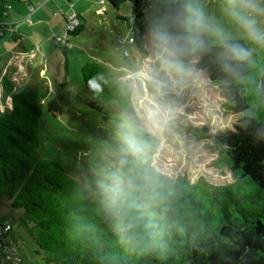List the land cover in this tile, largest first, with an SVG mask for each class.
Segmentation results:
<instances>
[{"label": "trees", "instance_id": "trees-1", "mask_svg": "<svg viewBox=\"0 0 264 264\" xmlns=\"http://www.w3.org/2000/svg\"><path fill=\"white\" fill-rule=\"evenodd\" d=\"M133 1L107 0L116 10L123 5L137 10ZM9 6L0 0V40L10 32L20 42L16 25L6 21ZM200 7L201 0H172L141 13L149 24L141 47L154 59L174 57L191 69L207 109H201L200 124L187 128L211 141L216 167L228 168L235 178L230 184L174 177L150 166L130 179L125 194L95 199L78 177L41 153L39 126L49 89L16 91L10 73L0 67V95L6 99L0 109V200L23 212L19 224L46 264H264V53L233 40L250 55L240 62L228 59L199 26ZM118 17L129 29V15ZM83 30L80 25L73 35ZM82 77L94 97L134 113L131 90L101 63L85 64ZM218 111L223 118L214 124ZM227 119L229 124L222 122ZM105 202L119 213H109ZM5 221L24 264L13 237L15 220L0 222V228Z\"/></svg>", "mask_w": 264, "mask_h": 264}, {"label": "rangeland", "instance_id": "rangeland-1", "mask_svg": "<svg viewBox=\"0 0 264 264\" xmlns=\"http://www.w3.org/2000/svg\"><path fill=\"white\" fill-rule=\"evenodd\" d=\"M5 1L11 5L6 21L16 25L22 41H13L10 32L3 35L0 67L5 72L14 58L7 70L16 91L35 86L49 89L39 126L41 153L78 177L95 199H105L108 193L113 199L125 194L130 179L148 172L150 166L174 177L196 180L204 176L215 184L235 181L228 168L216 167L211 141L197 139L187 128L200 124L202 110L207 109L189 66L174 57L154 59L143 51L141 35L149 24L142 18L138 41L129 48L131 55H123L125 47L119 41L127 37L128 27L118 15L135 13L131 6L116 10L107 0H31L30 6L29 0ZM159 1L158 5L172 0ZM138 2L141 5L133 1L135 6ZM233 2L201 0L198 13L229 32L232 40L250 43L229 14ZM31 7L36 11L32 13ZM72 15L83 32L70 33L67 44L56 42L57 37L64 38L66 19L71 21ZM198 24L209 44L219 46L218 37ZM21 45L28 52L39 47L40 56H25ZM251 45L257 54L264 53V47ZM92 61L129 87L134 113L127 114L118 103L98 99L86 89L82 68ZM5 101L0 95V109L6 107ZM218 113L214 124L223 118ZM106 206L109 213L120 211L111 202ZM22 215L9 200H0V222L15 220L13 237L23 263L46 264L33 238L19 224Z\"/></svg>", "mask_w": 264, "mask_h": 264}, {"label": "clouds", "instance_id": "clouds-1", "mask_svg": "<svg viewBox=\"0 0 264 264\" xmlns=\"http://www.w3.org/2000/svg\"><path fill=\"white\" fill-rule=\"evenodd\" d=\"M136 8L138 9L139 6ZM134 10L137 13L138 10ZM130 14H133V12ZM229 14L248 42L258 47H264V0H234L230 6ZM197 15L199 17L198 23L208 28L213 35L218 37V43L223 48L224 55L228 59L240 62L248 58L250 55L249 51L239 43L234 42L229 32L220 26L212 24L203 13H197ZM138 28V25H136V30ZM119 44L122 45L121 43ZM225 67L231 68L232 65L226 64Z\"/></svg>", "mask_w": 264, "mask_h": 264}, {"label": "built area", "instance_id": "built-area-1", "mask_svg": "<svg viewBox=\"0 0 264 264\" xmlns=\"http://www.w3.org/2000/svg\"><path fill=\"white\" fill-rule=\"evenodd\" d=\"M158 2L160 3L159 0H141V5L137 9V13L129 15L130 27L127 32V37L120 40V43L125 46V50L123 53L125 56L131 55L129 48L134 46L136 43V35L138 33L136 30L137 15L139 13L148 14L149 12L153 11V7L157 6ZM9 8L11 7L9 6ZM30 9L32 13L36 11L34 7H31ZM78 24L79 23L77 16L72 15V20H67L65 28L66 34L64 38L57 37L56 42L67 44L69 42L70 33H74L76 31ZM39 49V47L35 48L32 52V56H34L35 58L40 56V54L38 53ZM2 226L3 228H0V264H22L21 259L18 255V247L10 240L7 234L12 229L11 224L8 221H5L2 223ZM2 251L4 253V258L1 255Z\"/></svg>", "mask_w": 264, "mask_h": 264}, {"label": "crops", "instance_id": "crops-1", "mask_svg": "<svg viewBox=\"0 0 264 264\" xmlns=\"http://www.w3.org/2000/svg\"><path fill=\"white\" fill-rule=\"evenodd\" d=\"M32 3H31V0H29L28 1V4H27V6H30ZM141 13H139V15H140ZM138 15V16H139ZM80 16V15H79ZM141 16V15H140ZM65 17H66V15H65ZM67 18V17H66ZM140 18H143L142 16L140 17ZM139 18V19H140ZM67 22V21H66ZM14 24V23H13ZM139 24H141L140 22H139ZM15 32H17V29H16V27H15ZM20 41H22V40H20ZM21 47H23V46H21ZM23 48H26V47H23ZM23 51H24V53H25V56H27V55H29L30 53H32L33 51H31V52H28V51H26L27 50V48H26V50H24V49H22ZM13 60H14V58L11 60V62L8 64V67H7V69L10 67V66H12V62H13ZM6 69V70H7Z\"/></svg>", "mask_w": 264, "mask_h": 264}]
</instances>
